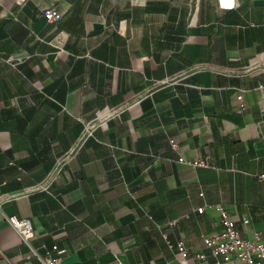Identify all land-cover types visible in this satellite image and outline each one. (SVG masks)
<instances>
[{
    "label": "crops",
    "instance_id": "1",
    "mask_svg": "<svg viewBox=\"0 0 264 264\" xmlns=\"http://www.w3.org/2000/svg\"><path fill=\"white\" fill-rule=\"evenodd\" d=\"M260 173L264 0H0V264H44L6 215L58 264H218L217 204L264 233Z\"/></svg>",
    "mask_w": 264,
    "mask_h": 264
},
{
    "label": "built area",
    "instance_id": "2",
    "mask_svg": "<svg viewBox=\"0 0 264 264\" xmlns=\"http://www.w3.org/2000/svg\"><path fill=\"white\" fill-rule=\"evenodd\" d=\"M224 7H234L236 0H222ZM230 5V6H229ZM44 15L48 21L58 20L61 18V13L55 8H49L44 11ZM238 98L243 101V95L240 93ZM74 155V151L67 153L64 159L60 162L63 166L66 161ZM181 161L186 162L184 157L179 158ZM194 164H199L194 161ZM259 178L264 182V173H260ZM220 212V219L222 227L210 234L203 235V240L207 247L210 249L212 256L218 264L223 261L237 259L240 264H264V233H256L253 238H245L241 235L236 221L231 218L228 211L220 204L216 205ZM199 212L204 211V207L198 209ZM6 219L11 223L15 230L19 233L22 240L31 247V253L36 255L44 264H58L59 257L51 253L42 255L37 248L31 245V238L34 236V228L29 219L18 218L15 215H6ZM250 221L248 217L243 218V222L247 224ZM164 237L170 247H176L183 258L189 256V250L183 241L172 243L167 238V233ZM57 249V245L53 246ZM199 257H204V254H198ZM119 264H123L119 262Z\"/></svg>",
    "mask_w": 264,
    "mask_h": 264
},
{
    "label": "snow or ice",
    "instance_id": "3",
    "mask_svg": "<svg viewBox=\"0 0 264 264\" xmlns=\"http://www.w3.org/2000/svg\"><path fill=\"white\" fill-rule=\"evenodd\" d=\"M230 6V5H229Z\"/></svg>",
    "mask_w": 264,
    "mask_h": 264
}]
</instances>
